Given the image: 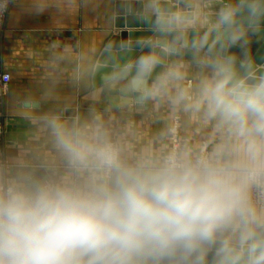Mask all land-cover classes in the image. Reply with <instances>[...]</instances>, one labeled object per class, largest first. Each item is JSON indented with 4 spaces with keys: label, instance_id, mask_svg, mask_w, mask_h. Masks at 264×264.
<instances>
[{
    "label": "clouds",
    "instance_id": "9594fccd",
    "mask_svg": "<svg viewBox=\"0 0 264 264\" xmlns=\"http://www.w3.org/2000/svg\"><path fill=\"white\" fill-rule=\"evenodd\" d=\"M247 7L260 11L257 0ZM235 12L222 9L217 25L232 29ZM241 37L237 28L232 43ZM159 63L141 56L134 75L110 79L127 80L140 104L167 95L199 114L219 134L211 151L131 158L99 117L46 115L64 171L6 177L0 169V264H264V73L251 74L246 51L239 61L205 59L199 65L210 71L195 89L169 95L184 74L169 67L149 86Z\"/></svg>",
    "mask_w": 264,
    "mask_h": 264
},
{
    "label": "crops",
    "instance_id": "0c3cea01",
    "mask_svg": "<svg viewBox=\"0 0 264 264\" xmlns=\"http://www.w3.org/2000/svg\"><path fill=\"white\" fill-rule=\"evenodd\" d=\"M119 1H149L154 5V13L173 16L168 12L170 8L185 12L199 1L221 0H15L0 31V72L11 76L2 104L4 118L0 134V169L6 177L20 170H30L38 177L53 171L57 175L63 173V164L44 126V117L50 114L67 121L79 116L81 122L88 123L99 117L131 158L166 153L170 151L172 138L179 141L178 148L200 151H211L218 142L219 134L212 124L199 114L174 107L167 95L151 99L146 109L139 110L121 103L123 98L132 96L125 90L127 80L93 88L92 75L98 59L108 40L119 36L121 30L151 32L153 35L143 43L151 44L153 50L169 52L168 43L158 47L164 40L156 38V34L162 30L116 28L115 5ZM157 4L166 6L159 9ZM203 16H195L191 22L177 20L176 30L184 29L179 24H194L195 57L193 62L186 61L184 56L167 60L163 72L175 67L184 74L182 81L171 86L169 95L179 88L194 90L200 77L210 71L199 65L201 60L215 59L214 46L204 50ZM228 34L231 40L235 31L229 30ZM250 37L242 31L241 39L236 42L245 46ZM261 69L262 66L257 67L253 75ZM155 79H150V86ZM114 90L119 91L118 96L109 94ZM26 103L31 107L26 108Z\"/></svg>",
    "mask_w": 264,
    "mask_h": 264
},
{
    "label": "water",
    "instance_id": "95a60500",
    "mask_svg": "<svg viewBox=\"0 0 264 264\" xmlns=\"http://www.w3.org/2000/svg\"><path fill=\"white\" fill-rule=\"evenodd\" d=\"M252 2L253 0H233L232 2L221 0L205 3L199 1L194 5L193 9L185 12H178L177 7L170 8L168 12L173 16H168V13H154V5L149 1L117 2L115 5V25L117 29H123L127 26L128 28L146 27L147 29L162 30L163 32L156 34V38L164 40L163 44L161 42L158 43V47L168 43L169 52L160 51L159 49L153 50L151 44L145 45L143 43L153 35L151 32L126 33L121 30L119 36L111 37L108 40L98 59V64L92 75L93 88L104 87L112 83L110 78L124 69L128 70L129 76L134 75L136 60L141 56L151 55V53L159 58L160 63L155 67L147 81L149 86L151 83L150 79H155L163 72L169 58L179 59L184 56L186 61L193 62L197 37V32L193 30L194 24H179L184 29L176 30L177 20L191 22L195 16L201 14H204L202 25L204 26L203 41L205 51H208L211 45L215 48V59L233 56L238 61L244 58V52L246 51L253 62L251 74L253 75V72L260 66H262V69L255 72V75L264 73V0H257L260 5V11L255 17L251 16L247 7ZM162 6L166 5L157 4L156 8L161 9ZM229 7L236 9L235 19L237 24L232 29L217 25L220 11ZM195 26L199 28L198 23ZM237 28L251 36L245 46L237 42L232 43L230 40L228 31H235ZM128 40L132 41V43L128 44ZM165 40L169 42H165ZM133 41H141V43H134ZM170 49H174V51ZM109 94L118 96L119 91H110ZM149 101L140 104L136 100V94L132 93L130 98H123L121 103L142 110L147 108Z\"/></svg>",
    "mask_w": 264,
    "mask_h": 264
},
{
    "label": "built area",
    "instance_id": "2783aa9c",
    "mask_svg": "<svg viewBox=\"0 0 264 264\" xmlns=\"http://www.w3.org/2000/svg\"><path fill=\"white\" fill-rule=\"evenodd\" d=\"M14 1L15 0H11L7 10L0 12V31H2L5 27V23L10 11V7ZM0 2H3V0H0ZM10 81H11L10 74L6 72H0V134L3 131V118H4L2 112V104L4 98L7 96ZM177 144H178L177 138H172L171 150L177 149Z\"/></svg>",
    "mask_w": 264,
    "mask_h": 264
},
{
    "label": "rangeland",
    "instance_id": "374dc122",
    "mask_svg": "<svg viewBox=\"0 0 264 264\" xmlns=\"http://www.w3.org/2000/svg\"><path fill=\"white\" fill-rule=\"evenodd\" d=\"M179 142V141H178ZM171 144V143H170ZM169 146V145H168ZM177 148H178V144H177ZM170 151H171V145H170Z\"/></svg>",
    "mask_w": 264,
    "mask_h": 264
}]
</instances>
